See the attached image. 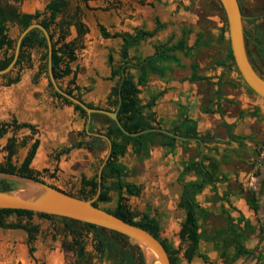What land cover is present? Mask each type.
<instances>
[{
    "label": "rangeland",
    "instance_id": "374dc122",
    "mask_svg": "<svg viewBox=\"0 0 264 264\" xmlns=\"http://www.w3.org/2000/svg\"><path fill=\"white\" fill-rule=\"evenodd\" d=\"M51 1L0 0V5H13L23 12H44L45 6ZM238 1L243 11L244 29L247 30L249 36L254 33V29H259L263 32L264 0ZM66 2L68 4V15L71 16L78 11L79 19L87 30L81 37H77L75 28L70 26L65 39V41H74L77 47V59L71 63V67L76 69L75 83L80 87V90H73V94L92 104H100L108 86L107 82L103 81V77L105 78L104 74H106L105 51L107 49L115 51L117 47L116 40L104 41L100 39L97 30L98 22L106 26L110 25L116 30H130L135 25L141 24L147 28L153 27L155 17L167 21L174 16L180 23H190V25L199 26L202 29H207L210 23L219 21L227 36L225 15L217 0H209V3L208 0H66ZM214 16H216V19ZM60 20L61 16L57 18V21ZM7 29L10 38L16 39L19 29L9 22L7 23ZM54 32L55 38H57L59 33L56 30ZM168 36V33L161 32L154 39L165 40ZM262 38V46L264 47V37ZM228 45L227 43H219L217 47H211L201 54L202 56H209L208 54L210 53L216 57H223L228 52ZM250 47V51L255 57L258 71L264 78V63L255 54L251 44ZM261 53L260 56L264 60V50ZM2 54L0 52V59ZM39 64L40 51L33 49L31 51V65L29 67L25 66L20 71L17 83L4 86L6 80L0 76V121L6 122L15 118L20 123L26 122L34 125L36 129L32 140H29L24 147L20 145V142L24 137H30L31 132L28 129L18 131L9 129L0 138V164L5 162L7 154L5 145L9 138L14 137L16 139V154L12 157V162L17 166L21 164L27 155L33 140L38 139L37 155L41 156L42 161L47 166V172H43V170L36 167L32 169L39 173L41 180L59 186L65 191L77 194L81 188V176L95 177L98 175L99 168L107 155V145H104L99 152L89 154V156L84 155L82 157L83 164L77 169L63 171L59 168L60 161L64 158H71L75 150L66 155H60L57 159L54 154L59 148L69 145L78 138V132L85 130L88 116L86 119L81 118L79 113L74 110L73 105L66 104L53 96L54 90L49 82L47 73L37 77ZM230 69L239 75L235 64H231ZM16 71L15 69L11 73V77L15 76ZM70 79L71 76H67L56 81L60 88L64 90L73 88L72 85H69ZM95 124L97 127L100 126V128H97L98 130L102 128L100 120H97ZM260 146H264V143ZM44 152L47 154L46 159L43 157ZM262 160L264 158L260 159V161ZM123 161L132 165L137 164L132 155H129ZM153 165L155 163L151 160L139 164L137 168L138 175L145 176L146 167H153ZM250 181L249 175H246L243 184L247 190L255 188L254 182L253 185H250ZM110 196L111 200L109 202L100 205L102 208L113 209L115 207L117 201L116 192L111 190ZM156 197H158V194L154 190V184L149 181L146 188L141 191V197H127V204L131 210L139 213L147 209L151 213L154 211L153 213L159 217L161 222L159 237L180 250V264H224L212 243L205 242L204 239L201 242L200 251L208 257L207 262L198 257H195L191 262L183 259L182 253L185 249V244L181 242L179 237L183 218L182 212L174 205L168 203L166 195L157 199L159 204H155L154 199ZM261 206L260 213L255 218L260 233L258 236L249 237L244 242L247 248L254 249L255 252L264 249V203ZM25 221L23 219L22 222ZM6 222L16 223L18 219L12 215L6 219ZM31 223L37 225L39 229L33 243V252L29 250L25 231L0 228V264H122L114 252H106L104 255H99L96 252L94 234L91 229L73 224V227L83 234L85 248L83 259H77L76 250L69 245L71 236L62 220L58 218L49 220L34 215L31 218ZM224 226L225 223L220 219V216L213 214L207 220L202 221V234L208 240L214 231ZM116 242L122 249L131 248L125 241L117 240ZM133 255L139 263L138 254L134 252ZM231 264H257V262L253 257H241ZM260 264H264V254Z\"/></svg>",
    "mask_w": 264,
    "mask_h": 264
},
{
    "label": "trees",
    "instance_id": "16d2710c",
    "mask_svg": "<svg viewBox=\"0 0 264 264\" xmlns=\"http://www.w3.org/2000/svg\"><path fill=\"white\" fill-rule=\"evenodd\" d=\"M66 0H52L44 9V12L35 11L34 13H25L20 11L13 5H0V52H2V58L0 59V70L6 68L13 57V50L16 39L10 38L7 29V23L15 25L19 32L25 29L33 21L39 22L45 27L52 40V72L56 80L63 79L71 74L73 77L69 81V85L75 84V72L71 69V63L76 60V45L73 41L66 42L65 39L68 35V29L70 26H74L78 35H83L86 29L83 23L79 19V12H75L73 15L67 13ZM43 16V17H42ZM61 16V20L57 21V18ZM153 30H145L144 28H135L133 33H121L111 36L103 25H99V31L103 38L120 37L122 44L119 52V61L115 62L111 53L107 56V63L110 67L109 79L114 81V86L111 88L107 96V111H117V117L121 127L116 124L115 121L109 117L93 113L90 115L91 122L88 125V129L78 132L79 140L72 142L70 145L60 148L56 151L54 157L57 159L60 155L68 154L73 149L84 148L89 151L102 149L104 140L99 135L103 134L111 141L110 154L101 170V181L98 182V176L91 179L86 177L81 178V188L79 193L74 194L65 191L71 196H75L81 199H92L97 196L93 205L101 207L102 203H107L111 200L110 191L114 190L117 194L116 205L113 209H105L107 212L114 216L142 228L149 232L154 238L160 241L164 247L170 264H180L181 258L179 257V249L173 247L171 243L160 239L159 233L161 230L160 223L149 216V214L140 215L136 211L130 209L127 204V196H139L141 188L133 183L126 181L129 176L126 168L118 162V159L125 155L128 145L132 146L133 152L136 155H148L149 147L156 142L158 136H161L160 144L170 151H172L176 144L175 135L185 137L187 139L198 138V132L196 130V122L193 120H184L179 125H176L171 129V133L162 134L152 129L161 125L160 120L156 119L155 112L152 108L155 105L156 99L161 93L151 97V99L145 104L141 103L139 99L140 86H144L148 77L151 74H156L160 77L165 76L169 70L165 63L178 62L176 53H181L185 56L190 54L191 48L186 46L185 35L180 38L176 43L171 41L156 43L154 45V54L146 58H140L134 56L129 57L131 49H137L138 46L145 40L153 37L158 31L165 27L164 23L156 20ZM55 28V29H54ZM54 30L58 31L59 35L55 38ZM225 32V31H224ZM264 37V32H262ZM38 49L40 51V64L38 67L37 77L47 73V45L42 33L34 29L30 31L22 40L20 46V52L14 68L7 74L1 77L5 79L4 86H10L19 81L20 71L25 66L31 65V51ZM226 61L234 64V60L229 49L226 57ZM128 62L132 64L127 65ZM136 64L137 74L134 76L129 72L134 68ZM123 65H126L124 68ZM193 75L192 80H198L202 77L196 74V66H191ZM16 71L14 77H11V73ZM122 69L125 73L124 78L121 80ZM240 77V76H239ZM136 78V79H135ZM241 79V77H240ZM244 85L250 93H254L245 83ZM73 90H79V87L64 89L68 94L80 99L78 95L73 94ZM53 96L64 103L73 105L68 99L63 97L57 92H53ZM120 99V103H119ZM88 107L93 108L92 105L86 104ZM118 107V108H117ZM75 111L79 113L81 118L86 119L87 115L85 111L78 105H73ZM95 119H101L103 126L100 130H95L93 127V121ZM18 131L21 129H28L31 132L30 137H24L20 145L26 146L29 140H32L33 134H35V126L26 123L18 122L15 118L10 121H0V138H2L8 130ZM148 130L139 135H127L128 133H137L140 131ZM92 133V134H88ZM86 137L89 139L86 140ZM204 140V138H202ZM39 145V140L34 139L30 145L27 155L24 157L20 165H15L12 162V157L16 154V139L11 137L7 140L5 150L7 152L5 162L0 164V171L16 173L22 176L30 177L36 180H40L39 173L30 168L32 159L34 158L36 149ZM205 160L203 157L202 161ZM199 160H190L183 167L182 175L193 171L198 176V179L193 182H189L183 185L182 194L178 207L184 211V219L180 225L179 237L185 249L182 253V258L187 262H191L195 257L201 258L204 262L208 261V257L205 254L199 252V243L202 239V233L200 229V218H206L207 213L204 209L200 208L196 202L195 197L199 194L207 185H214L220 179L216 175V164L210 161L209 167H206ZM43 172H47L46 169ZM181 175V176H182ZM181 178V177H180ZM53 186V185H51ZM14 185L7 181L0 180V190L13 188ZM55 187V186H53ZM99 191V192H98ZM250 195L246 196V202L250 209L257 212L259 209L257 198L252 190L248 191ZM216 200H227V196L218 197L215 195ZM15 216L18 219L16 223H7L6 219L9 216ZM34 215L52 220L58 218L65 223V228L71 236V243L69 244L76 250L77 259H83L85 256V248L83 243V234L73 227V224L84 226L91 229L94 234L95 245L94 248L99 255H104L106 252H114L118 260L122 264H143L141 254L138 248L126 237L113 231H109L92 224L81 223L75 220H71L63 217H56L44 213H35L29 210L21 209H0V228L3 229H21L26 232L27 244L30 252L34 251L33 243L39 232L38 226L31 223V218ZM25 219V222H22ZM255 229L248 220H244L242 229H236L235 225L230 218L226 219V236L220 235L214 237L212 240L218 250L219 257L224 264H231L241 257H253L257 259V262L261 263L263 260V254L256 252L252 249H248L244 242L248 239V234L254 233ZM117 240L127 242L131 248L122 249ZM230 250H232L230 252ZM136 252L139 256V263L134 258L133 253Z\"/></svg>",
    "mask_w": 264,
    "mask_h": 264
},
{
    "label": "crops",
    "instance_id": "0c3cea01",
    "mask_svg": "<svg viewBox=\"0 0 264 264\" xmlns=\"http://www.w3.org/2000/svg\"><path fill=\"white\" fill-rule=\"evenodd\" d=\"M214 18L216 19V16H214ZM156 20L164 23L165 27L158 31L153 37L142 42L137 49H131L129 52L130 58L134 56L140 58L151 56L154 54V45L156 43H163L169 40L171 43H176L180 38L184 37V32L187 33L185 35L186 46L191 48V51L188 56L176 53L178 59L177 63H165L169 69L165 76L160 77L156 74H151L148 77L147 83L139 87V99L142 104H145L151 97L161 93L152 108V111L156 114V119L160 120L161 125L152 129L153 131L173 135V133L170 132L171 129L188 119L196 122L198 138L187 139L175 135L177 141L174 149L170 151L160 144L161 136H158L156 142L149 147L148 155L139 156L133 152L132 146L128 145L125 155L118 159V162L122 164L129 173L126 181L139 186L141 191L145 189L147 183L151 181V183L154 184V190L158 194V197L154 199L155 204H159L157 199L166 195L168 203L174 205L182 212L183 220L184 211L178 207L183 185L198 179V176L193 171L182 175L183 167L190 160L202 161L204 157L205 160L202 161V164L206 167H209L210 161L216 164V175L220 180L214 185H207L195 197L200 208L204 209L207 213L206 218H200L199 220V232L202 233V221L207 220L213 214L219 215L220 219L224 221L225 226L214 231V233L209 236L210 240H206V237L202 234V239L199 243V252L202 253L200 251V246L203 239L205 242L212 243V246L215 247L212 239L218 235L221 237L226 236L227 218L231 219L238 230L242 229L244 220H248L255 229L254 233L248 234V239L251 236H258L260 229L256 224L255 218L257 214L260 213V209L262 208L261 204L264 203V160L260 161V159L264 157H262L259 152L260 145L264 143V100L260 99L255 93H250L239 75L230 69L231 63L226 61L230 49L229 45L228 52L223 57H216L214 54L210 53L208 54L209 56H202V52L209 50L211 47H217L219 43L229 44L226 32L221 28L219 21L210 23L207 29H202L199 26L194 27L190 25V23H180L174 16L170 17L167 21L155 17L153 27L147 28L141 24L135 25L130 30H116L110 25L106 26L98 22L97 30L100 39L104 41L116 40L117 47L115 51L111 49L105 51L106 74H104L105 78L103 77V81L107 82L108 86L100 104H92L83 99L82 102L92 105L94 109L106 110L109 108L107 105V96L114 86V81L109 79L110 67L107 63V56L111 53L114 61H119L122 40L120 37L103 38L99 31V25H103L107 32L113 36L116 33H133L135 28L153 30L156 25ZM75 32L77 37L82 36L78 35L76 29ZM161 32L168 33L169 36L165 40H160L158 38L154 39L157 34ZM130 64H132V62L127 63V65ZM192 64H195L196 74L202 77L201 79L192 80ZM125 66L126 65H123L122 68ZM133 67L134 68L130 69L129 72L136 76V64H134ZM72 70L75 72L76 76V69ZM69 76L72 78L73 74ZM72 86L79 87L76 83ZM97 120H100L101 127L103 126L101 119H95L92 123L95 130H97L98 127L100 128V126L97 127L95 124ZM90 122L91 120L88 118L85 123L86 130ZM88 134L90 135L92 133ZM93 135H99L100 137L105 136L103 134ZM202 138H204V140H202ZM88 139L89 138L86 137V140ZM102 139L104 140L103 146L107 145L108 151V143L104 137H102ZM76 140H79V137ZM102 149L93 151L84 148L73 149L70 152L75 150L74 154L71 158H64L60 161L59 168L63 171L77 169L83 164L82 157L84 155L89 156V154H94ZM37 152L36 149L30 167L47 170V166L44 164V161H42L41 156L37 155ZM46 155V152H44L43 157L45 159L47 158ZM129 155L135 158L138 165L144 162L146 163V161L149 160L155 163V165H153V167H146L145 176L138 175L137 164L132 165L131 163L123 161V159L127 158ZM246 175L250 177V185H253L254 182L255 188L247 190L244 187L243 182L246 179ZM82 177H86L87 179L93 178L83 175L80 177V183ZM151 177L152 179L150 180ZM46 183L63 190L61 187L52 183ZM249 190L254 191L255 197L257 198L259 205L257 212L250 209L246 202V196L250 195L248 192ZM215 195L218 197L227 196V200H216L214 198ZM127 197H141V192L139 196ZM153 212L151 213L150 210L147 209L142 213H137L141 216L149 214L151 218L156 219L160 223L161 227L159 217ZM214 249L219 256L216 247ZM260 252L264 254V249L258 250L256 254ZM255 260L257 262V259Z\"/></svg>",
    "mask_w": 264,
    "mask_h": 264
},
{
    "label": "water",
    "instance_id": "95a60500",
    "mask_svg": "<svg viewBox=\"0 0 264 264\" xmlns=\"http://www.w3.org/2000/svg\"><path fill=\"white\" fill-rule=\"evenodd\" d=\"M224 12L229 48L234 64L243 82L262 100H264V78L258 74L250 62L246 43L243 15L238 0H217ZM23 12V11H22ZM39 30L47 45V76L53 90L73 105L81 107L88 118L93 113L105 115L116 122L123 130L117 117V111H107L88 107L80 99L68 94L60 88L52 72V40L49 31L39 22L33 21L19 32L13 50V57L8 66L0 70V76L9 73L18 59L23 38L32 30ZM125 73L122 69L121 80ZM120 103V99H119ZM118 108V107H117ZM148 130L127 135H139ZM108 143L107 155L98 172V182L101 181V170L107 161L111 141L102 136ZM0 180L14 185L13 188L0 190V209H21L35 213H44L52 216L68 218L81 223L92 224L97 227L117 232L131 241L139 250L143 264H170L168 255L159 240L146 230L129 224L128 222L107 212L102 207L93 205L98 194L92 199H81L67 194L65 191L53 187L45 181L36 180L16 173L0 171ZM99 192V191H98Z\"/></svg>",
    "mask_w": 264,
    "mask_h": 264
},
{
    "label": "flooded vegetation",
    "instance_id": "af4514ba",
    "mask_svg": "<svg viewBox=\"0 0 264 264\" xmlns=\"http://www.w3.org/2000/svg\"><path fill=\"white\" fill-rule=\"evenodd\" d=\"M241 13L243 15L242 9H241ZM253 32L254 33L251 36H249L247 30H245V43H246L247 53H248L250 62L253 65L254 69L258 72V74H260V72L258 71V68H257L255 57L250 51V49H251L250 44L252 45V47L255 51V54L264 63L263 58L260 56L262 54L261 51L264 50V47L262 46L263 45V38L261 37L262 31L259 29H254Z\"/></svg>",
    "mask_w": 264,
    "mask_h": 264
},
{
    "label": "built area",
    "instance_id": "2783aa9c",
    "mask_svg": "<svg viewBox=\"0 0 264 264\" xmlns=\"http://www.w3.org/2000/svg\"><path fill=\"white\" fill-rule=\"evenodd\" d=\"M260 155H261L262 157H264V146H262L261 149H260Z\"/></svg>",
    "mask_w": 264,
    "mask_h": 264
}]
</instances>
